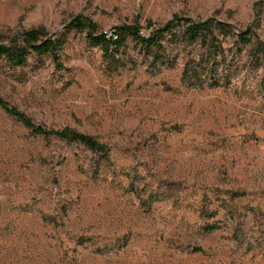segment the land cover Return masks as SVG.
Segmentation results:
<instances>
[{
    "label": "rangeland",
    "instance_id": "obj_1",
    "mask_svg": "<svg viewBox=\"0 0 264 264\" xmlns=\"http://www.w3.org/2000/svg\"><path fill=\"white\" fill-rule=\"evenodd\" d=\"M79 13L144 34L175 13L214 15L264 38L260 0H0V32L58 35ZM198 51L170 44L155 69L131 36L108 54L71 28L59 60L0 54L10 105L110 148L36 133L0 104V264H264L263 68L245 49L229 84L190 86L181 73Z\"/></svg>",
    "mask_w": 264,
    "mask_h": 264
},
{
    "label": "trees",
    "instance_id": "obj_2",
    "mask_svg": "<svg viewBox=\"0 0 264 264\" xmlns=\"http://www.w3.org/2000/svg\"><path fill=\"white\" fill-rule=\"evenodd\" d=\"M260 1L264 2V0ZM153 23L150 19L147 24ZM71 28L85 29L90 42L93 45H100L108 54H114V51L126 44L128 37L131 36L140 48L151 54L150 65L155 69L161 68L163 62L170 60V55L167 53L170 44L181 46L182 49H186L189 44H197L198 53L188 54L181 73L182 82L194 87L229 84L238 70V60L242 52L248 49L249 60L253 66L263 68L264 85V38L252 25L237 27L233 22L214 15L196 18L186 13H175L167 21L156 25L149 34H144L141 32L142 25L139 22L124 23L111 32L98 31V25L92 18L79 13L68 22L66 31L58 35L49 34L46 27L40 26L19 31L13 34L9 41H5L4 34L0 32V54L5 55L13 65L25 64L32 51L39 54L51 53L54 59L59 60L58 50L65 42L67 31ZM226 38H233L234 46H227ZM231 51L232 53L229 54ZM0 104L36 133L81 141L99 151L104 157L110 156L108 144L94 134L71 126L50 128L37 123L28 113L10 105L1 95ZM218 227V224L206 225L207 230Z\"/></svg>",
    "mask_w": 264,
    "mask_h": 264
}]
</instances>
